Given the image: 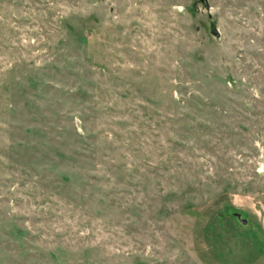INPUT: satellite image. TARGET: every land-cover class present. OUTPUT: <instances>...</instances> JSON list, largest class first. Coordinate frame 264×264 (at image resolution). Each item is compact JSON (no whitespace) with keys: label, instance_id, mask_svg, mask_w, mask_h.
Returning a JSON list of instances; mask_svg holds the SVG:
<instances>
[{"label":"rangeland","instance_id":"374dc122","mask_svg":"<svg viewBox=\"0 0 264 264\" xmlns=\"http://www.w3.org/2000/svg\"><path fill=\"white\" fill-rule=\"evenodd\" d=\"M0 264H264V0H0Z\"/></svg>","mask_w":264,"mask_h":264},{"label":"water","instance_id":"95a60500","mask_svg":"<svg viewBox=\"0 0 264 264\" xmlns=\"http://www.w3.org/2000/svg\"><path fill=\"white\" fill-rule=\"evenodd\" d=\"M213 33H214L216 36L219 35V32H218L216 29L213 30ZM236 216H237V218H238L242 223H245V222H246L245 219L240 218V215H239L238 213H236Z\"/></svg>","mask_w":264,"mask_h":264}]
</instances>
